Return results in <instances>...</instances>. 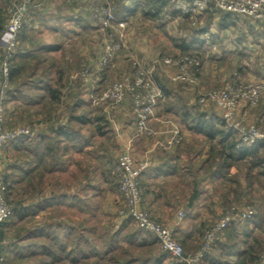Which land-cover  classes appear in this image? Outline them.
Segmentation results:
<instances>
[{
  "label": "crops",
  "instance_id": "1",
  "mask_svg": "<svg viewBox=\"0 0 264 264\" xmlns=\"http://www.w3.org/2000/svg\"><path fill=\"white\" fill-rule=\"evenodd\" d=\"M106 2L110 1L34 0L22 21L4 103L5 126H25L33 135L11 140L2 151L1 165L13 210L0 225L2 264L98 262L99 225L108 223L112 213L116 215L114 208L119 201L115 171L118 148L135 129L128 98L109 120L101 106L90 104L89 86L78 76L83 67L94 68L101 50L100 36L112 32L104 29L95 15L96 7ZM117 2L111 0L113 9ZM121 4L124 13H129L124 20L137 14L144 17L141 2L123 0ZM217 10L209 7L198 16H209L204 26L202 22L190 23L202 32L183 37L186 42L201 40L197 51L209 55L207 60L212 55L218 61L239 63L243 55L258 58V49L264 48V26L243 15ZM205 32L210 34L211 45L204 43ZM134 33L127 21L122 47L105 69L104 83L133 75L135 62L149 70L154 81L157 75L172 83L168 79L170 69L162 64L164 56L160 53L149 56L142 46L143 59L131 54ZM208 75L207 70L200 69V79ZM227 78L224 75L221 81H229ZM188 86L174 85L166 94L159 85L163 98L151 125L160 134L154 139L136 138L131 148L135 160L148 164L140 175L145 207L154 219L172 230L185 253L197 249L203 228L242 191L248 192L238 203L262 196L258 178L249 184L242 170L236 173L235 165L230 166L227 177L222 172L212 174L214 165L205 169L210 144L185 125L190 118L185 113L196 103ZM248 108L240 107L238 119L255 116L263 121L262 106L252 114ZM170 117L178 119L182 127V142L168 149L154 146L156 139L167 135L169 121L173 122ZM179 212L185 214L182 219ZM258 219L223 230L204 264H219L231 249L234 253L229 260L234 263L237 252L254 244L255 239L257 251L260 246L264 250V218L260 220L262 226ZM229 228L233 229L231 233Z\"/></svg>",
  "mask_w": 264,
  "mask_h": 264
},
{
  "label": "built area",
  "instance_id": "2",
  "mask_svg": "<svg viewBox=\"0 0 264 264\" xmlns=\"http://www.w3.org/2000/svg\"><path fill=\"white\" fill-rule=\"evenodd\" d=\"M7 14L0 31V225L12 215V205L8 200V182L1 165L2 151L11 140L32 136V130L25 126H5V100L10 83V70L16 51L17 39L22 21L34 0H5ZM85 2L87 0H74ZM174 10L188 15L192 24H196L198 16L207 8L213 7L221 11L240 14L264 26V0H172ZM95 15L104 29H115L107 34L102 53L96 60L94 68H82L78 76L89 86V102L92 106H101L109 120L112 112L128 98L135 118L133 134L118 148L115 171L119 178L118 191L122 197V206L117 209L121 219L133 220L137 228L151 234L159 242L162 250L176 262L182 264H204L205 258L212 253L218 236L231 225H238L250 220L255 210L250 204H231L224 208L221 215L209 223L203 230L201 241L192 252L185 253L182 245L175 239L170 228L154 219L144 205V189L140 175L147 167L146 160H135L131 155L132 143L136 138H156L160 131L151 125L155 110L163 98V91L151 77L150 71L135 62L136 71L132 76L104 83V71L112 63L120 51L127 21L114 13L113 7L104 3L96 7ZM204 43L211 45L210 34L205 32ZM162 64L170 69L168 79L174 83L195 86L199 83V72L202 59L198 54L180 53L164 56ZM264 93V82H242L236 76L219 87L209 88L198 93L196 103L201 106L214 104L220 110L221 118L229 124L241 142L251 144L264 142V130L255 125H244L235 120L240 106H255ZM167 135L156 139L154 146L168 149L181 143L183 139L180 127L171 121ZM183 212L178 218L184 217ZM185 256H184V255ZM3 257L0 255V264ZM259 264H264V255Z\"/></svg>",
  "mask_w": 264,
  "mask_h": 264
},
{
  "label": "rangeland",
  "instance_id": "3",
  "mask_svg": "<svg viewBox=\"0 0 264 264\" xmlns=\"http://www.w3.org/2000/svg\"><path fill=\"white\" fill-rule=\"evenodd\" d=\"M109 1H110L109 4L112 5L111 0ZM2 2L3 4H5V8L7 9L6 1L2 0ZM169 3L170 4H168V8L165 10V14H161L160 17L157 16V17L145 18V16L143 17L142 15L137 14L135 16L129 17V19L126 20L130 23V27H132L135 30L134 35H131L132 36L131 40H133L131 43L134 44V48H135L133 49V52L131 54L138 57L139 59H143L140 56V55L143 56L144 54L143 51H141L140 49V47L142 46H145L146 52L148 53L150 52L149 56H151V54L153 53L152 55L153 57L156 56L157 53H160L161 56H171V55L183 53L179 50V48L175 46V43H179L183 37L189 38L194 28L198 25L191 26L190 20H187L184 16H182L178 12L173 13L172 12L173 7H172L171 1ZM6 14H7V11H6ZM208 21H209L208 15H201L200 18L198 17L197 19V22H202L203 24L202 26H204L206 22L208 23ZM115 32L117 35V30L112 29V34L114 33L113 34L114 36H115ZM107 34L108 33H106V35L100 36L102 41L100 42L101 50L99 49L100 50L99 55L102 53L103 44H104L103 42L107 38ZM125 34H126V30L124 31L123 40L125 38ZM103 37H104V41H103ZM206 50L207 52L209 51V49H206ZM258 50H259V53H257L258 58L256 59L253 57V60H252L249 56L245 57V55L240 56L241 57L240 61H242V63L228 62L225 60L218 61L217 57H213V55L212 57H209V60H207L206 56H209V55L205 54V52H203L202 54H199L202 59V66H201L202 71L207 70L209 72V75L208 77L205 76L204 78L203 77H201V79L199 78L200 81L197 85L188 86L190 87V89L192 88L191 89L193 91L192 96L194 97L195 102H196V97L199 92L205 91L209 88L219 87L220 85L224 84L225 82L221 81L224 75L228 76L227 80L229 81L233 80L234 76H238L239 80L242 82H264V48H261V49L259 48ZM186 53L188 52H185V54ZM125 69L126 68H124L123 70L125 71ZM210 72L213 73V75H210ZM125 76H123L122 78H124ZM122 78H111L109 82L120 80ZM158 79L164 81L166 84H169L172 87H174V85H177L174 83H170L164 76L162 77L160 76ZM155 81L158 83L157 79H155ZM180 85L181 86L183 85L184 87L186 86V84H180ZM263 105H264V93L261 95L258 103L253 107H249L247 109V112L249 114H252L257 109H258L257 112H259V108ZM199 108L200 110H206L208 114H213V115L221 114L219 113L220 110L214 104H207L206 106L199 105ZM239 109L234 118L235 120L240 121V123L244 125L253 124L259 127L261 130H264V119L263 121H260V122L258 121L257 118L255 119V116H253L249 120L238 119ZM170 120L178 124L182 132V127L179 124L178 119H175L174 117H170ZM225 125L227 128H229L232 131L234 136L238 138V135L236 134V132H234L230 128L229 124L225 123ZM117 179L119 181L118 177ZM258 180H259V191H260V194L262 195L260 196V198L250 197L248 200H246V202H243V203H238V202L233 201L229 203L227 206L231 204H238V205L250 204L251 206H253L255 210V214L251 218V220L253 221V220H257L258 218H260L258 219V222H259V225L262 226V224L264 225V223L261 224L260 220L261 218H264V188H263L264 187V176L259 177ZM250 193L252 195V192ZM117 196H118L119 201L117 202L118 205L116 206V208H114L116 210V215L112 213L113 214L112 216L109 215L107 217L109 220L108 223L99 225V229H98L99 237L97 239L98 253H99L98 262L92 263V264H123V262H127V261L128 262L126 264H130L132 260H134V258L137 257L138 252L142 250L145 252L151 253V257L148 258L146 261H144L142 264H182V263L176 262L173 258H171L169 254L164 252L159 242L157 241V239H155L154 236L144 231L142 232V236H145L147 238L146 244L144 245H141V240L139 237H137L134 243L131 245L128 244L126 241L122 240L121 237H117L116 239L111 240L112 242L109 240L111 233L115 232L116 230H119V227H123L122 231L125 233L135 232L138 230L133 220L129 218L121 219L120 217H118L117 209H119L123 205L122 204L123 202H122V197L120 193H118ZM101 201L102 200L100 199V202ZM101 205L103 206V204H100V207L103 208ZM242 226L244 225H241V227ZM203 230H202V233H203ZM202 233H201L200 241L202 238ZM149 240L154 241L153 243H151V247L150 245H148ZM110 242L111 244L108 245L109 247L108 248L107 244ZM262 255H264V250H262V247L260 246L259 247V258ZM132 264H138V263L135 260L133 261Z\"/></svg>",
  "mask_w": 264,
  "mask_h": 264
},
{
  "label": "trees",
  "instance_id": "4",
  "mask_svg": "<svg viewBox=\"0 0 264 264\" xmlns=\"http://www.w3.org/2000/svg\"><path fill=\"white\" fill-rule=\"evenodd\" d=\"M123 0H118L116 4H114V13L120 19H127L129 13H124V8L121 4ZM134 2H141L144 8L143 15L145 17H160V13L164 14L165 10L168 8L169 2L172 0H132ZM135 5V4H134ZM134 5L132 9L134 8ZM171 7V6H170ZM131 9V10H132ZM173 13L177 11L173 9ZM179 13V12H178ZM187 20H191L188 15H182ZM6 19V8L5 4L0 1V31L3 28L4 22ZM201 30H193L192 34L201 33ZM201 40L192 39L191 42H186L184 38L180 40L179 43H175V46L179 48V50L183 53L188 52L191 54H200L199 50L201 47ZM15 55V54H14ZM14 60V56H13ZM13 65V62H12ZM12 67L10 73H12ZM155 78L158 81V84L164 90L166 94H169L172 90V86L166 84L164 81L158 79L156 75ZM173 83V82H172ZM176 88L180 87L182 83H176ZM264 106H262V109ZM190 118L186 121V127L195 131L198 134H201L205 137L206 141L210 144L209 147V155L204 162H208V167L205 169H211L214 165L215 169L211 170L212 174L217 172H222L221 174L224 177L228 175V171L230 166H236V173L239 170L243 171L244 178L250 184L252 180L255 178L264 176V142L258 141L251 144H246L240 141L239 138L234 136L232 131L226 127L224 120L220 115L208 114L206 110H200L199 105L197 103L192 106L191 111L186 112ZM218 159V160H214ZM257 168L256 174L252 173V171ZM236 175V174H235ZM233 179L229 177L228 180ZM248 191H242L241 196L245 195ZM241 196L235 197L231 202H238ZM122 225V224H121ZM123 227H119V230L111 233L109 240L116 239L117 237H121L122 240L126 241L128 244H133L137 237L141 240V245L146 244L147 238L142 236V232L139 228L135 232L125 233L122 231ZM233 229H230L231 233ZM141 235V236H140ZM230 236V235H229ZM156 239V238H155ZM112 242V241H111ZM108 243V245L111 244ZM154 241L149 240L148 245L151 247V243ZM182 245V244H181ZM256 245V239L254 240V244L247 245L244 250L241 252H237V260L232 263L229 260V255L233 249L229 250L228 258L222 260L219 264H258L259 263V252L254 247ZM109 248V247H108ZM185 252V251H184ZM151 257L150 252L140 251L137 254V257L132 260L137 261L138 264H142L148 258ZM128 262V261H127ZM127 262H123L126 264Z\"/></svg>",
  "mask_w": 264,
  "mask_h": 264
},
{
  "label": "water",
  "instance_id": "5",
  "mask_svg": "<svg viewBox=\"0 0 264 264\" xmlns=\"http://www.w3.org/2000/svg\"><path fill=\"white\" fill-rule=\"evenodd\" d=\"M184 255V254H183ZM185 256V255H184Z\"/></svg>",
  "mask_w": 264,
  "mask_h": 264
}]
</instances>
